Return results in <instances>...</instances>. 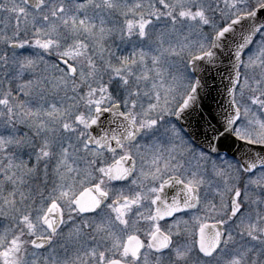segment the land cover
Segmentation results:
<instances>
[{
  "label": "snow or ice",
  "instance_id": "6c2138e0",
  "mask_svg": "<svg viewBox=\"0 0 264 264\" xmlns=\"http://www.w3.org/2000/svg\"><path fill=\"white\" fill-rule=\"evenodd\" d=\"M0 264H264V0H0Z\"/></svg>",
  "mask_w": 264,
  "mask_h": 264
}]
</instances>
